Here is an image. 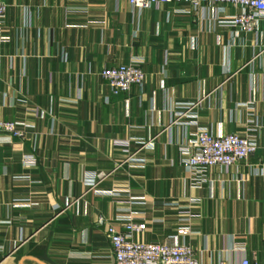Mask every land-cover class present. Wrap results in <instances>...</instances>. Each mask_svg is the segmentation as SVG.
I'll list each match as a JSON object with an SVG mask.
<instances>
[{"label": "crops", "instance_id": "obj_1", "mask_svg": "<svg viewBox=\"0 0 264 264\" xmlns=\"http://www.w3.org/2000/svg\"><path fill=\"white\" fill-rule=\"evenodd\" d=\"M3 2L0 121L25 137L0 131V264H113L106 228L123 231L116 218L131 211L145 224L138 241L174 239L202 263L264 264L262 29L221 23L229 5ZM134 61L144 84L113 95L99 71ZM188 104L196 119L172 124ZM197 127L253 133L257 150L196 185L183 148ZM133 153L143 164L125 162ZM112 189L127 193H101Z\"/></svg>", "mask_w": 264, "mask_h": 264}, {"label": "built area", "instance_id": "obj_2", "mask_svg": "<svg viewBox=\"0 0 264 264\" xmlns=\"http://www.w3.org/2000/svg\"><path fill=\"white\" fill-rule=\"evenodd\" d=\"M127 3L131 8L142 11L159 4H188L194 12L202 10L205 6H217L222 8L229 5L236 12L221 23L236 30L237 33L252 34L262 29L264 35V0H110ZM7 5L0 0V22L6 16ZM264 50V44L261 48ZM106 83L113 95L127 94L131 87H141L145 82V73L140 67V62H131L112 68H103L98 73ZM197 104L181 106L176 111L172 124L180 123L184 118H195L193 110ZM196 125L195 122H193ZM0 131L7 133L11 138L23 140L25 137L23 125L16 122L0 121ZM257 150V141L253 133H234L227 135L213 134L206 128L197 127L195 132L186 141L183 152L186 154L184 166L194 177L196 185L199 178L203 177L209 169L214 167H232L246 162ZM136 153L129 155L125 162L130 166H139L143 160L136 157ZM264 175V165L257 169ZM104 174H97L91 186L96 185ZM109 196L126 194L124 190L112 189L101 192ZM131 205H141L142 198H129ZM121 222L123 231H118L113 226L106 228V234L111 245L113 264H213L202 263L198 260L194 249L188 244L172 242L144 243L135 237L145 230L143 222H136V213L129 212L123 216H117ZM101 223V221H100ZM178 234H184L179 230ZM216 264H226L220 261ZM242 264H249L243 261ZM256 264V263H254Z\"/></svg>", "mask_w": 264, "mask_h": 264}]
</instances>
